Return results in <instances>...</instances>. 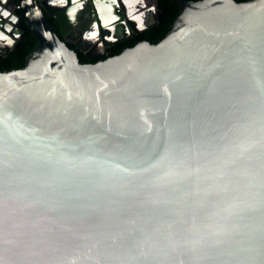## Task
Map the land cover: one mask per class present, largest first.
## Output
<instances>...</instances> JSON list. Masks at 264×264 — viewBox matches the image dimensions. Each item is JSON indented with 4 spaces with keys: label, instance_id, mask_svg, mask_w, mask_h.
Here are the masks:
<instances>
[{
    "label": "water",
    "instance_id": "1",
    "mask_svg": "<svg viewBox=\"0 0 264 264\" xmlns=\"http://www.w3.org/2000/svg\"><path fill=\"white\" fill-rule=\"evenodd\" d=\"M14 2L37 43L0 71V264H264V0H178L84 63L82 0Z\"/></svg>",
    "mask_w": 264,
    "mask_h": 264
},
{
    "label": "flooded vegetation",
    "instance_id": "2",
    "mask_svg": "<svg viewBox=\"0 0 264 264\" xmlns=\"http://www.w3.org/2000/svg\"><path fill=\"white\" fill-rule=\"evenodd\" d=\"M101 1L109 2L111 0H99L97 8L89 0L79 2L76 13H81V17L76 19L77 22L72 20L64 26L67 31L65 38L77 53L79 51L83 54L87 61H97L109 55H115L114 53L117 50L120 51L123 48L129 47V43L132 46L142 40L150 41L145 36L147 31L160 22L159 0H116L119 6L116 14H123L126 16V20L124 23H122V20L116 21L113 27L107 31L100 25L107 20V17H102L105 10L103 12L99 11L102 13L100 17L98 16L99 12H97L102 5ZM73 4H67L63 9H69ZM160 11L163 12V9H160ZM51 20L54 23L53 16H51ZM22 22L23 19L15 9L14 0H0L1 49L6 48L11 41L10 39H15L17 33H19L18 40L20 39ZM115 39L118 40L113 42ZM77 43L86 49L87 54Z\"/></svg>",
    "mask_w": 264,
    "mask_h": 264
},
{
    "label": "trees",
    "instance_id": "3",
    "mask_svg": "<svg viewBox=\"0 0 264 264\" xmlns=\"http://www.w3.org/2000/svg\"><path fill=\"white\" fill-rule=\"evenodd\" d=\"M237 1L241 2L247 0ZM160 9H163V12H161ZM179 12L180 7L177 0H159L160 22L147 31L145 37L152 43H155L159 39L163 38L170 29L173 20ZM21 30L22 34L20 39L15 44V48L10 50L7 55L0 54V71L22 68L25 64L26 56L34 49L37 40L24 21L22 22ZM69 45L72 46L71 44ZM129 46H131V43H129ZM118 52L119 50H117L114 54H117ZM78 56L80 61L83 63L94 62L87 61L86 57L79 51Z\"/></svg>",
    "mask_w": 264,
    "mask_h": 264
},
{
    "label": "bare ground",
    "instance_id": "4",
    "mask_svg": "<svg viewBox=\"0 0 264 264\" xmlns=\"http://www.w3.org/2000/svg\"><path fill=\"white\" fill-rule=\"evenodd\" d=\"M99 7V6H98ZM104 14V13H103ZM134 17H136V16H134ZM113 37H115V36H113Z\"/></svg>",
    "mask_w": 264,
    "mask_h": 264
},
{
    "label": "snow or ice",
    "instance_id": "5",
    "mask_svg": "<svg viewBox=\"0 0 264 264\" xmlns=\"http://www.w3.org/2000/svg\"><path fill=\"white\" fill-rule=\"evenodd\" d=\"M5 15H7V13H5Z\"/></svg>",
    "mask_w": 264,
    "mask_h": 264
}]
</instances>
